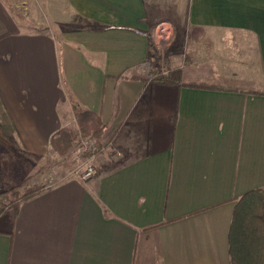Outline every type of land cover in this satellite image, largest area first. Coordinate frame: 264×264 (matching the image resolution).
Segmentation results:
<instances>
[{
	"label": "crops",
	"instance_id": "0c3cea01",
	"mask_svg": "<svg viewBox=\"0 0 264 264\" xmlns=\"http://www.w3.org/2000/svg\"><path fill=\"white\" fill-rule=\"evenodd\" d=\"M38 1L24 30L0 0V127L44 158L90 111L103 148L0 214V264H230L236 199L264 190V0ZM163 22L189 46L171 84L141 78Z\"/></svg>",
	"mask_w": 264,
	"mask_h": 264
},
{
	"label": "rangeland",
	"instance_id": "374dc122",
	"mask_svg": "<svg viewBox=\"0 0 264 264\" xmlns=\"http://www.w3.org/2000/svg\"><path fill=\"white\" fill-rule=\"evenodd\" d=\"M10 1L12 2L10 3L12 5L10 7L12 15L19 20V26L24 30H26V27L32 26V23H26V17H30L29 14L32 13L38 15L39 1ZM165 26L167 28L163 31L159 28L157 31L151 32L153 52L155 53L153 54L154 61L151 63V67H163L168 72H179L178 67H182L187 60L189 46L186 40L176 39L174 28L172 29L168 25ZM82 121L84 126L76 119L75 110L74 120L71 124L62 127L50 138V149H48L45 159L42 156L29 158L30 155L26 154V150L18 148L15 144L13 145L9 136H7L10 142L9 147L0 143V214L8 209H15L16 205L22 201L23 194L29 192L28 195H30L32 192L47 188L50 184L62 181L70 170L77 166L81 167L90 157H93V164L96 169V157L103 148L100 138L101 131L96 136L94 131L97 122L89 119H83ZM98 124L103 125L101 119H99ZM63 129L69 130L70 135L62 141L57 136ZM86 130L88 131L86 132ZM81 141L93 142L97 149L94 152L85 150L78 155L77 149Z\"/></svg>",
	"mask_w": 264,
	"mask_h": 264
},
{
	"label": "trees",
	"instance_id": "16d2710c",
	"mask_svg": "<svg viewBox=\"0 0 264 264\" xmlns=\"http://www.w3.org/2000/svg\"><path fill=\"white\" fill-rule=\"evenodd\" d=\"M147 74L153 75L152 80L160 83L171 84L180 82V73L178 71L168 72L164 75L157 72L155 68H150L147 72L144 70L141 78L147 79ZM122 77L126 78L124 75ZM185 85L212 87L207 83H185ZM76 119L80 123H83V119L97 122L94 134L97 136L100 133L102 125L98 124L100 119L98 114L76 109ZM82 125L84 126V123ZM69 135V130L63 129L58 133L57 138L63 141ZM0 143L6 147L10 145L8 137L1 127ZM38 192L40 191L32 192L30 195H28L29 192L28 194L25 193L21 200L24 201ZM228 252L230 264H264V190L253 189L236 199L228 231Z\"/></svg>",
	"mask_w": 264,
	"mask_h": 264
},
{
	"label": "built area",
	"instance_id": "2783aa9c",
	"mask_svg": "<svg viewBox=\"0 0 264 264\" xmlns=\"http://www.w3.org/2000/svg\"><path fill=\"white\" fill-rule=\"evenodd\" d=\"M165 25H168L166 23H159L155 30L154 31H157L159 28L161 31H163L164 29L167 28V26ZM169 26V25H168ZM151 63H153V61L150 59L147 63L144 64V69L146 70V72L152 68L151 67ZM155 69L157 70V72L161 73V74H167L168 70L166 68H157V66H155ZM147 76H149L150 78L153 76V75H150V74H147ZM90 142V141H89ZM96 146L93 144V142H85V141H81L78 149H77V154L80 155V153H82L83 151L85 150H89V151H92L94 152L96 150ZM114 155L115 156H120L121 155V152L118 150V149H114ZM94 156V155H92ZM96 174V169L94 167V164H93V157H90L88 160H86L84 162V164L79 167H74V169L70 170L67 174H66V177H64V180H68V179H71V178H76V179H80V180H88L90 178H92L94 175ZM60 181V182H62ZM60 182H57V183H60ZM57 183L55 184H50L47 188L49 187H53L54 185H56Z\"/></svg>",
	"mask_w": 264,
	"mask_h": 264
}]
</instances>
